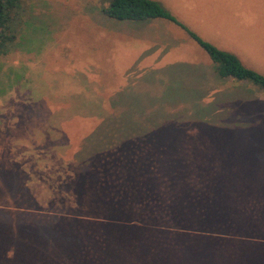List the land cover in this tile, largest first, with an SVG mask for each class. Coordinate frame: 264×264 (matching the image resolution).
<instances>
[{"label":"rangeland","instance_id":"rangeland-1","mask_svg":"<svg viewBox=\"0 0 264 264\" xmlns=\"http://www.w3.org/2000/svg\"><path fill=\"white\" fill-rule=\"evenodd\" d=\"M157 1L217 47L227 41L240 55L231 47L238 42L251 57L243 63L264 75V0ZM110 3L23 0L16 8L18 38L0 57V264L5 254L14 264H146L143 236L169 251L165 264L255 261L260 231L195 220L225 211L264 224V93L215 76L181 26L113 19L103 13ZM171 85L198 88L201 98L190 91L172 101ZM124 89L134 97L115 100ZM139 109L144 127L163 126L86 157L103 120ZM21 233L24 244L14 239Z\"/></svg>","mask_w":264,"mask_h":264},{"label":"trees","instance_id":"trees-1","mask_svg":"<svg viewBox=\"0 0 264 264\" xmlns=\"http://www.w3.org/2000/svg\"><path fill=\"white\" fill-rule=\"evenodd\" d=\"M23 0H0V57L7 55L11 48L12 44L18 38L16 24V10L21 8L20 2ZM111 3L108 7L103 9V12L110 18L117 20H132V21H144L148 19L154 18H163L167 19L176 25L184 28L187 33L198 43V45L209 55L210 59L213 61V72L215 76L220 79L223 78H232L234 81H247L248 84L257 88L260 92L264 93V75L259 73L253 68L246 66L243 61L233 52L227 51L217 47L215 44L204 40L197 33L186 27L182 24L176 17H174L159 1L157 0H110ZM17 8V9H16ZM181 67V64L177 65ZM180 81L183 82L182 78ZM175 82V81H174ZM189 90V91H188ZM192 91V96L194 99L201 98L199 93L201 90L198 88L189 89L184 85L174 87L171 85L168 89L165 90V94L167 98H170L174 101L177 98V95L182 92V94L186 95L189 98V92ZM202 94V93H201ZM117 98L115 100H121L126 97H134V94L127 89H124L122 92L117 93ZM191 96V97H192ZM198 96V97H197ZM135 99L140 100V97H136ZM167 99V100H170ZM139 106L144 105L140 101H138ZM136 112H141V109L138 111L131 112H123L121 117H110L103 120L100 126L88 136L87 143L85 148L87 150L86 157H90L91 155L97 154H105L109 149L115 148L117 145H120L122 142L128 141L134 144L135 140H147L148 133L151 130L160 128L163 126L162 120L155 121L154 125L149 127H144L140 120L134 118V114ZM195 119L203 120L205 119L203 116V111L200 109L197 111L195 115ZM147 136V137H146ZM126 143V142H125ZM124 144V143H123ZM129 144V143H126ZM83 150V149H82ZM81 153V152H80ZM80 156L83 153L79 154ZM99 155V156H100ZM237 195V194H235ZM232 194L227 196H222L224 201H233L232 199L226 200L230 198ZM232 197V198H233ZM239 204V202L230 203L231 205ZM241 204V202H240ZM245 204V203H244ZM228 206V205H227ZM229 206V207H230ZM228 207V208H229ZM229 210V209H228ZM233 210V209H231ZM230 210V211H231ZM228 214V216H226ZM235 217H232L229 213H224L221 216H217L214 220L209 219H196L195 222H198V226L200 228L206 227H220L227 228V230L235 231L238 234H242L246 232V234L251 233L254 230L260 231L259 233L264 236V224L260 223L257 218L250 217V220L244 222L239 217V214H235ZM205 216V215H203ZM237 218V219H236ZM194 222V223H195ZM262 229V230H261ZM5 235L4 233H2ZM22 235V236H21ZM242 236V235H241ZM256 236V234H254ZM144 240L142 242L141 250L148 254H151L150 260L146 264H165L170 257L169 251L156 250V245L153 239H150L146 236H143ZM17 240L18 244H24L25 239L24 234H19L14 237ZM161 239H159L160 242ZM161 242H164L162 240ZM252 243V242H251ZM260 243V242H258ZM257 243V244H258ZM50 247H54L50 245ZM162 248L167 249L166 247L161 246ZM49 248V245H48ZM155 249V253L158 256V260L153 256V252ZM263 255H259L257 260V264H264V247L262 249ZM7 255L5 254L4 257ZM230 255L228 257L229 260H233L234 256ZM3 259V264H14L11 260L14 259ZM145 258V257H144ZM256 260L254 261L253 257L241 258L239 262H244L242 264H256ZM146 262V261H144ZM196 262V261H194Z\"/></svg>","mask_w":264,"mask_h":264},{"label":"crops","instance_id":"crops-1","mask_svg":"<svg viewBox=\"0 0 264 264\" xmlns=\"http://www.w3.org/2000/svg\"><path fill=\"white\" fill-rule=\"evenodd\" d=\"M104 13V12H103ZM105 14V13H104ZM106 15V14H105ZM240 15H242V12H240ZM107 16V15H106ZM179 26V25H178ZM193 39V38H192ZM194 40V39H193ZM195 41V40H194ZM196 42V41H195ZM235 42V44H233L231 47H233V48H237V49H233V48H231V47H229V48H227V49H233V50H235L238 54H240V55H237L239 58H240V56H241V58L243 59V57H245V59H247V58H251V57H249V56H247V55H245L243 52H242V50H241V47H239V45H238V42H236V41H234ZM197 43V42H196ZM222 43H224V45H222L221 43L220 44H218V47H221V48H223L224 50H226V45H227V41H222ZM198 44V43H197ZM228 51V50H227ZM243 54V55H242ZM240 58V59H241ZM210 59V58H209ZM211 66V65H210ZM207 72V71H206ZM209 72V71H208ZM207 76V74L205 73V74H203V77H206Z\"/></svg>","mask_w":264,"mask_h":264}]
</instances>
